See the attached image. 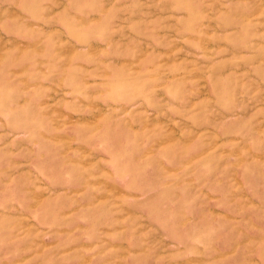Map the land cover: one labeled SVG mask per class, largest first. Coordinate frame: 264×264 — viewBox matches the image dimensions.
I'll use <instances>...</instances> for the list:
<instances>
[{"label": "rangeland", "instance_id": "374dc122", "mask_svg": "<svg viewBox=\"0 0 264 264\" xmlns=\"http://www.w3.org/2000/svg\"><path fill=\"white\" fill-rule=\"evenodd\" d=\"M0 68L8 96L63 125L53 145L96 189L89 207L74 192L71 215L46 212L41 228L5 207L32 203L25 187L63 203L49 177L17 165L38 134L10 126L0 175L9 231L26 220L30 245L57 252L80 251L83 232L113 235L99 245L120 264H264V0H0ZM105 204L109 217L81 221ZM129 235L127 249L119 237ZM187 235L201 250L181 254Z\"/></svg>", "mask_w": 264, "mask_h": 264}, {"label": "crops", "instance_id": "0c3cea01", "mask_svg": "<svg viewBox=\"0 0 264 264\" xmlns=\"http://www.w3.org/2000/svg\"><path fill=\"white\" fill-rule=\"evenodd\" d=\"M3 75H5V73H3L2 69L0 68L1 79L3 78ZM2 84H5V82L2 81L0 86L2 87L0 88V175H4L6 173V169H8L7 161L3 160L1 156V154L4 153L2 149H4V147L8 143V127L17 125L18 127L27 129V131H31L32 134H38L40 140L36 139L32 142L29 153H25L24 149L26 146L22 145V149L19 150L17 154V165H19L20 168L22 167L23 170L27 169V173L40 177L41 180L49 177V181H45V186H47V188L52 192H59L58 197L62 198L63 203L57 204L56 202V204H42V201L40 200L42 194L40 192L37 194L34 188L31 187H25L22 190L25 192L31 191L34 193V201L32 203L26 200L28 198L24 200L18 199L15 205H10L9 201L6 202L5 207L12 206L13 208H16L18 212L26 214L29 218L27 216L24 217H27V219L31 218L33 221L32 223H30L25 222L26 220L23 219L22 220L24 222L22 220H17L15 221L18 224L16 227V231L11 232L9 231V226L12 223V218L3 216L2 213L0 214V264H109L111 260H113V264H115V258H117L118 260V262L116 261V264H120L118 255L116 256L115 253H113L110 257L105 256V251L107 250V248L99 245L101 244V242H99L100 240H116L117 237H114L113 235L110 237V235H102L100 232H83L80 237L81 242L79 243V247H76L81 248L80 251H74L72 250L73 248H66L62 251L57 252L56 249L52 248V242H48V244L51 246L50 248H42L41 239L36 237L33 238V242L36 241V246L32 247L33 245H30V243L32 242L29 238L31 232H29V234L20 232L22 228L20 226L21 223L27 225L31 224L34 228L40 227L41 221H43L42 218H44L47 214L46 212H48L49 216H51V214L53 213L54 215H57L58 213L71 215L72 209L74 208L72 201V194L74 192L82 194L81 199L78 201L76 200V202L78 203L77 206L83 208L89 207L92 202L96 201V199L90 198L93 197V195H96V189L91 188L90 186L92 184L88 179V176L90 174H88L86 171H83V169L76 167V165L73 166V163H75V161L77 160H75L72 155L67 154V152L58 151L57 147L54 146L56 142V136L53 133L54 131H56V128L58 126L62 127L63 125H59L57 121L52 118L51 112H49L47 116L44 114V116L40 117V120H37V117L40 113V105L38 103L20 105L19 96H8L6 87H3ZM24 100L25 99L22 98V101ZM19 106L23 107L24 109H19V111H17V109L20 108ZM60 138L64 139V141L67 142V139L73 137L65 131V134L60 136ZM47 158L52 160V163H48L46 166L44 161H46ZM42 164L44 165V167H42ZM26 171H19L20 173L18 172V174L26 173ZM93 174L94 173H92V175ZM56 181L62 182L63 187L54 188L53 184L56 183ZM91 192L93 194H91ZM44 199L45 202L49 200L45 196ZM118 205V207L121 206L120 203H118ZM30 207L33 208L32 213L28 211H22V208L28 209ZM108 207L109 206L106 204L104 205V207H102L104 208L103 213H101L100 211L93 213L90 211H82L80 217L81 221H83L84 219L89 220L90 218L94 217L108 216L110 214V209ZM113 213H115V211ZM78 225H80L83 229L85 228V225L82 222H79ZM89 226L87 228H89ZM37 233H41V231L32 232L33 235ZM12 238L17 239L16 246H13L11 248L4 246L8 245V240ZM166 238L167 236H164L162 237V240L165 241ZM119 239L126 240L125 247L127 249H129V247L133 245L132 241L134 237L132 235L123 236L122 238L119 237ZM197 239H199V237H196V235H187L183 239V243L176 244L177 249L182 250L181 254L183 255H188L193 251L197 252L201 250ZM19 242L20 244H17ZM44 243H46L45 240ZM143 248L144 247H140L134 250L135 252H138L139 249Z\"/></svg>", "mask_w": 264, "mask_h": 264}, {"label": "bare ground", "instance_id": "6f19581e", "mask_svg": "<svg viewBox=\"0 0 264 264\" xmlns=\"http://www.w3.org/2000/svg\"><path fill=\"white\" fill-rule=\"evenodd\" d=\"M168 139V138H167ZM164 145V144H163ZM149 151V150H148Z\"/></svg>", "mask_w": 264, "mask_h": 264}]
</instances>
